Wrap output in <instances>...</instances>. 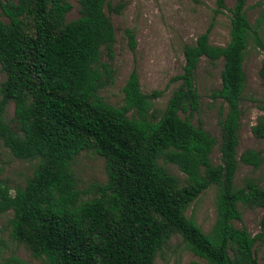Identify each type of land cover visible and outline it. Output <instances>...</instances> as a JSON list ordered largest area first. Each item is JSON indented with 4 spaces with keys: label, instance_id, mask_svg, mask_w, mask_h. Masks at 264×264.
Returning a JSON list of instances; mask_svg holds the SVG:
<instances>
[{
    "label": "trees",
    "instance_id": "trees-1",
    "mask_svg": "<svg viewBox=\"0 0 264 264\" xmlns=\"http://www.w3.org/2000/svg\"><path fill=\"white\" fill-rule=\"evenodd\" d=\"M217 14L231 12L230 42L216 46L210 30L184 49L178 89L163 113L153 114V99L141 88L136 70L124 87V103L108 104L100 91L113 80L116 31L106 8L112 0H80V17L68 21L66 0H0V140L18 159L38 161L33 176L13 195L0 181V215L13 213L12 236L46 264H155L175 235L209 264H259L264 225L257 236L234 226L240 205L264 208V187L246 179L236 187L244 63L251 40L264 42L250 23L248 0H215ZM5 16L7 22L2 19ZM127 35L134 50L135 34ZM203 58L224 61L222 87L214 93L227 105L221 125V163L211 156L218 140L191 116L199 111L196 72ZM264 80V62L260 71ZM15 106L16 130L5 121ZM182 114L185 116L183 117ZM264 139V116L252 129ZM85 150L106 161L107 182L94 183V197L83 200L71 164ZM172 163L187 176L181 184L159 163ZM241 163L258 169L260 152L249 149ZM216 186L217 218L209 234L186 216L188 208ZM264 224V223H263Z\"/></svg>",
    "mask_w": 264,
    "mask_h": 264
},
{
    "label": "rangeland",
    "instance_id": "rangeland-1",
    "mask_svg": "<svg viewBox=\"0 0 264 264\" xmlns=\"http://www.w3.org/2000/svg\"><path fill=\"white\" fill-rule=\"evenodd\" d=\"M66 1L73 6L67 20L78 19L80 0ZM234 3V0H228V8L232 9ZM119 5H123L120 13L106 8L116 31V42L113 47L114 60L110 61L104 50L102 61L110 63L114 72L112 83L100 91V96L112 106H122L125 84L132 71L136 70L145 94L160 93L159 97L153 99L152 110L159 117L180 86V82L173 79L183 73L185 47L194 44L199 36L209 30L211 44L226 46L231 39L232 14L228 10L217 14L215 0H112L113 8ZM246 14L264 42V0H248ZM2 19L8 21L5 16ZM128 30L135 34L137 46L134 50L127 35ZM263 62L264 50L251 40L244 63L247 81L241 103L239 166L235 178V185L239 188L243 187L246 179H254L264 187V162L260 168L254 169L240 161L241 155L249 149L260 152L264 158V139L256 138L252 131L259 117L264 116V80L260 75ZM223 68V60L215 63L206 58L201 60L195 75L200 108L191 116L196 127L201 126L218 140L211 156L216 165L221 163V125L227 113V105L222 99L214 97V93L222 87ZM5 79L6 75L0 66V88ZM5 121L18 130L13 102L6 109ZM159 163L181 184H186L187 176L178 166L167 163L163 158ZM37 165L38 161L16 158L0 140V181L11 188L13 195L26 186ZM71 170L77 188L86 192L82 195L83 200L94 197L90 191L92 184H105L108 179L105 159L93 150L81 152L72 162ZM217 195L218 188L212 186L186 212V216L192 218L206 234L210 233L216 222ZM240 211L242 219L235 221L234 226L246 228L252 236H257L263 229L264 208L250 209L240 205ZM12 217V212L0 215V264H46L43 258L35 257L24 243L13 238L9 223ZM255 252L259 264H264V246L260 242H257ZM155 264L209 263L196 256L180 235H175L159 252Z\"/></svg>",
    "mask_w": 264,
    "mask_h": 264
}]
</instances>
